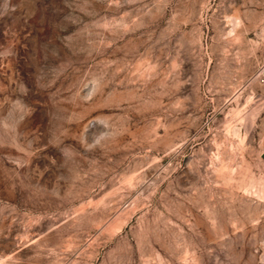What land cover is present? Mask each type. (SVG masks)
<instances>
[{
  "label": "rangeland",
  "instance_id": "rangeland-1",
  "mask_svg": "<svg viewBox=\"0 0 264 264\" xmlns=\"http://www.w3.org/2000/svg\"><path fill=\"white\" fill-rule=\"evenodd\" d=\"M0 264H264V0H0Z\"/></svg>",
  "mask_w": 264,
  "mask_h": 264
}]
</instances>
